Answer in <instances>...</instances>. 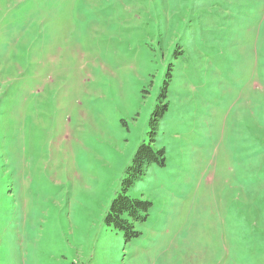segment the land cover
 <instances>
[{
  "label": "rangeland",
  "instance_id": "rangeland-1",
  "mask_svg": "<svg viewBox=\"0 0 264 264\" xmlns=\"http://www.w3.org/2000/svg\"><path fill=\"white\" fill-rule=\"evenodd\" d=\"M0 264H264V0H0Z\"/></svg>",
  "mask_w": 264,
  "mask_h": 264
},
{
  "label": "trees",
  "instance_id": "trees-1",
  "mask_svg": "<svg viewBox=\"0 0 264 264\" xmlns=\"http://www.w3.org/2000/svg\"><path fill=\"white\" fill-rule=\"evenodd\" d=\"M165 85H167V81L161 87V98L166 96ZM166 107V102L163 103L160 100V104L158 103L152 111L149 121L151 126V130L149 131L150 142L154 141L158 119L162 116L163 110ZM152 161L163 165V150L158 149L154 151L150 143H140L132 159V163L126 167V176L121 181V192L110 200L109 209L105 214L106 223L117 230H123L125 240H129L138 234V231L133 228V222L143 220L145 212L148 211L151 205L149 201L129 197L126 195V190L136 179L143 175L145 165Z\"/></svg>",
  "mask_w": 264,
  "mask_h": 264
}]
</instances>
